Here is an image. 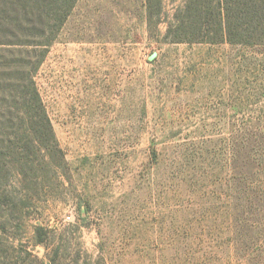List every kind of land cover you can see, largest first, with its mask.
Segmentation results:
<instances>
[{
    "label": "rangeland",
    "instance_id": "1",
    "mask_svg": "<svg viewBox=\"0 0 264 264\" xmlns=\"http://www.w3.org/2000/svg\"><path fill=\"white\" fill-rule=\"evenodd\" d=\"M186 2L77 1L33 79L62 157L4 163L0 264H264V0L234 44L171 42Z\"/></svg>",
    "mask_w": 264,
    "mask_h": 264
},
{
    "label": "trees",
    "instance_id": "2",
    "mask_svg": "<svg viewBox=\"0 0 264 264\" xmlns=\"http://www.w3.org/2000/svg\"><path fill=\"white\" fill-rule=\"evenodd\" d=\"M77 1L0 0V171L5 168L4 163H21L22 174L27 173L33 169L36 152L41 149L51 159L55 154L62 157L33 79ZM145 1L148 11L152 2L161 8L162 0ZM256 1L187 0L182 11L184 17H174L166 37L174 43L248 42L238 38L246 36L247 28L252 27L257 17ZM202 15L211 17L208 24L213 35L189 37L192 32L204 29ZM18 114L23 118L19 127ZM20 130L23 137L19 136ZM12 194L3 190L0 202L5 203ZM41 231L36 229L38 236ZM42 243V239L37 242Z\"/></svg>",
    "mask_w": 264,
    "mask_h": 264
}]
</instances>
